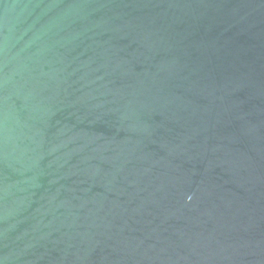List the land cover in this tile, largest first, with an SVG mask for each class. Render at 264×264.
<instances>
[{
  "label": "water",
  "instance_id": "obj_1",
  "mask_svg": "<svg viewBox=\"0 0 264 264\" xmlns=\"http://www.w3.org/2000/svg\"><path fill=\"white\" fill-rule=\"evenodd\" d=\"M0 264H264V0H0Z\"/></svg>",
  "mask_w": 264,
  "mask_h": 264
}]
</instances>
